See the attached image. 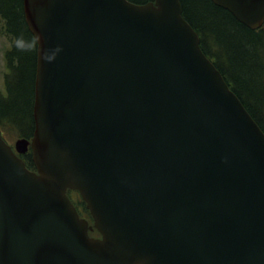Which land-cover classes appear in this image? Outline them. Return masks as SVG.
<instances>
[{"label": "water", "instance_id": "water-1", "mask_svg": "<svg viewBox=\"0 0 264 264\" xmlns=\"http://www.w3.org/2000/svg\"><path fill=\"white\" fill-rule=\"evenodd\" d=\"M211 1L264 26V0ZM23 9L35 130L14 148L0 133V264H264V132L181 0Z\"/></svg>", "mask_w": 264, "mask_h": 264}, {"label": "trees", "instance_id": "trees-1", "mask_svg": "<svg viewBox=\"0 0 264 264\" xmlns=\"http://www.w3.org/2000/svg\"><path fill=\"white\" fill-rule=\"evenodd\" d=\"M129 1L146 4L153 0ZM181 2L183 17L199 34L203 52L213 61L230 89L240 99L243 95L249 100L244 106L264 131V118L261 117L264 109L261 105L264 101V69L261 65V57L264 56L262 30L257 32L250 30L238 22L231 13L214 5L211 0H181ZM0 17L5 34L12 41V46L7 51L10 73L6 75L8 80L5 81V95L0 96V128H8L20 133L21 138L31 139L35 130L33 106L37 41L26 24L23 0H0ZM239 37L243 38L242 45ZM214 39L218 42L216 46L213 44ZM210 47H213L215 52H212ZM23 160L29 169L35 170L31 151L23 156ZM71 193L69 191L68 195L81 217L84 218L87 214L86 219L92 225L93 219L86 204L80 197L75 200ZM90 235L99 236L96 230Z\"/></svg>", "mask_w": 264, "mask_h": 264}, {"label": "rangeland", "instance_id": "rangeland-1", "mask_svg": "<svg viewBox=\"0 0 264 264\" xmlns=\"http://www.w3.org/2000/svg\"><path fill=\"white\" fill-rule=\"evenodd\" d=\"M261 36H263V39H264V27H263V29L261 31ZM239 38H240V42H241V45H242L243 38L242 37H239ZM216 43H218V42L214 39L213 40V44L215 46H216ZM11 46H12V41L10 40L9 36H7L5 34V32H4V24H3V21L1 20V17H0V96H4L5 95V91H6L5 81L8 80V78H6V75L8 73H10V68L7 65V51L10 50ZM248 49L252 50V48L250 49V47H248ZM210 50L212 52H215L213 47H210ZM224 58L226 60H228L227 59L228 57H226V55H224ZM261 60H262L261 61V65H262V67L264 69V56L261 57ZM261 117L264 118V109H263ZM3 133H4V136L6 137V139L8 140L7 142L8 143L10 142L13 145L19 138H21V134L20 133H17L16 131H12V130H10L8 128L3 129ZM72 196H73V198L75 200H78L79 197H80L78 194H73ZM84 217L87 218V214H85Z\"/></svg>", "mask_w": 264, "mask_h": 264}, {"label": "flooded vegetation", "instance_id": "flooded-vegetation-1", "mask_svg": "<svg viewBox=\"0 0 264 264\" xmlns=\"http://www.w3.org/2000/svg\"><path fill=\"white\" fill-rule=\"evenodd\" d=\"M214 5H215V4H214ZM220 8H221V7H220ZM222 9H224V8H222ZM224 10H225V9H224ZM226 11H227V10H226ZM240 90H241V89H240ZM241 91H242V90H241ZM241 91H240V92H241ZM242 92H243V91H242ZM243 97H244V98H243ZM245 98H246L245 96L241 95V99H240V100L243 102V104H246L247 102L249 103V100H248V99L246 100ZM250 103H251V102H250ZM261 105H263V107H264V101L262 102ZM263 107H262V108H263Z\"/></svg>", "mask_w": 264, "mask_h": 264}]
</instances>
